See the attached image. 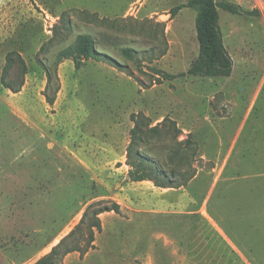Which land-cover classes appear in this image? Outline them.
<instances>
[{"label":"rangeland","instance_id":"obj_1","mask_svg":"<svg viewBox=\"0 0 264 264\" xmlns=\"http://www.w3.org/2000/svg\"><path fill=\"white\" fill-rule=\"evenodd\" d=\"M186 1L0 0V78L9 52L27 66L20 92L0 81V264H34L108 200L120 214L99 215L92 248L62 264H264V0H216L240 11L217 8L228 77L162 80L154 69L179 75L198 55V9L170 15ZM62 14L70 30L52 38ZM80 34L118 68L63 61L50 106L44 66ZM18 80L13 67L6 81ZM132 114L191 134L198 158L185 187L128 180ZM85 237L81 228L66 244Z\"/></svg>","mask_w":264,"mask_h":264},{"label":"trees","instance_id":"obj_2","mask_svg":"<svg viewBox=\"0 0 264 264\" xmlns=\"http://www.w3.org/2000/svg\"><path fill=\"white\" fill-rule=\"evenodd\" d=\"M218 7L234 15H238L240 12L238 6L229 3L218 6L216 0H187L170 11V15L175 16L183 8L198 9L194 22L198 55L185 73L169 75L154 69L155 75H159L162 80H172L184 76L218 78L230 75L233 63L224 47L218 27ZM64 14L59 20V26L53 28L52 38L70 30V24L64 18ZM91 16L93 20H97L95 15ZM58 28L59 34L57 33ZM42 49L43 47L40 48L39 53ZM121 52L127 59L131 60L135 57V51L131 48H124ZM65 60L72 61L77 70L88 61L102 62L113 68H118L113 59L96 50L95 40L90 35L76 36L72 45L62 49L56 55L52 69L44 66L47 85L43 96L50 106L54 104L59 90L56 69ZM13 67H16L19 72L16 86L6 81L8 73ZM26 73L27 66L24 59L17 52H9L5 57L1 73V85L16 94L23 87ZM53 81H55L54 86H51ZM130 120L132 127L125 150L128 180L133 183L151 182L154 187L161 189L185 187L196 175L194 164L198 158V148L191 138V134H187L184 139L180 140L182 131L177 127L176 122L168 117L156 124H153L151 119L143 114H132ZM105 203L107 204L105 206L99 205V203L88 205L74 230L34 264H62L64 256L72 252L83 254L92 248L94 233L102 231L99 215L105 212L120 214V206L117 203L109 200ZM81 228H84L86 232L84 246L79 245L78 240L66 244V241L71 239L75 232Z\"/></svg>","mask_w":264,"mask_h":264}]
</instances>
